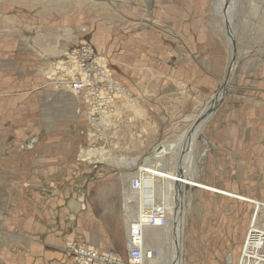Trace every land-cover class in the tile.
<instances>
[{
	"label": "rangeland",
	"instance_id": "1",
	"mask_svg": "<svg viewBox=\"0 0 264 264\" xmlns=\"http://www.w3.org/2000/svg\"><path fill=\"white\" fill-rule=\"evenodd\" d=\"M5 2L0 0V4L5 5ZM52 2L57 1L28 4L30 7L27 8L32 12L15 14L14 25L17 28H13L14 31L22 34L23 28L18 27L26 23L29 28H24V35L34 34L33 27L43 25V8L46 11H67L72 7L81 11L85 7L94 12L98 9L94 5H99L115 13L109 4L92 0H75L62 9H56V5L49 9L43 4ZM122 2L124 7H129L126 1ZM138 2L141 29L134 43L125 40V50L120 41L111 42L112 34H108L107 27L97 23L94 16L63 19V28L54 25L55 18L51 20L53 28L45 27L44 34L51 33V47L65 49L69 46V49L87 43L105 60L107 70L119 89L112 113H108L113 114V126L106 131L98 128L102 126L103 114L98 122L94 121V126H90L87 113L86 127L79 125L76 100L81 98L67 89L58 88L61 96H55V91L49 86L41 88L43 80L54 86L46 73L56 59L54 57L62 51L59 52L57 47V56L47 58L36 50L35 44L40 48L43 46L35 42L32 45L34 52L49 59L37 70L43 77L38 83L28 82L29 76L24 75L0 76V157L21 154L24 149L30 151L34 149V143L53 136L79 140L75 159L82 165L81 170L86 172L74 177L67 175L51 184L52 188H61L63 192V207L67 209L64 219L67 240L79 237L77 223L79 230L95 226L101 232H110L105 240L107 243L111 238L118 242L124 235L126 239L123 191L127 187V179L131 181L139 166L147 171L157 161L161 163L163 184H169V179L175 176L173 170L179 176L186 173L182 183L185 179L190 200L186 204L183 264H237L251 224L260 232L264 230V0H233L230 25L225 24L224 17L215 12L216 0H177L176 3L160 0L159 4L153 3L152 9L151 0ZM185 6L192 11L184 9ZM2 17L0 14L1 29L5 27ZM44 21L50 20L46 18ZM55 27L60 30L56 32ZM0 38H3L0 40L3 46L9 44L6 35H0ZM41 39L43 42V35ZM15 41H18V36ZM173 43L190 45L193 52L188 47L176 49V57L187 63L199 64L198 59L212 56L210 60L216 75L214 88L210 87L198 96L192 92L186 94L184 86H180L182 93H158V101L153 100L155 105L144 107L147 111L144 114L137 107L131 91L128 94L124 91L126 85L129 90L136 86L135 82L126 79L124 65L135 66L138 60L141 74L147 72L149 77L158 75L161 71L152 66L166 58ZM108 50L112 55H107ZM180 62L183 64L184 61ZM220 92L223 98L213 107L207 120L209 103L217 102ZM178 102L185 103L176 106ZM140 103L148 104L145 100H140ZM148 110L157 111L151 113ZM198 119H206L204 127L209 128V135H216V126L222 130L225 143L222 162L215 163L211 157H200L205 148L207 130L197 137L195 147L189 141L191 130H204L199 124L193 128ZM46 120L49 121L43 123ZM228 142L230 146H227ZM29 144H33V148H28ZM155 144L163 149L155 153L159 155L155 163L147 162L150 157L147 153L154 149ZM101 154L107 155L106 160H96V155ZM182 154H185L183 161L178 163ZM123 158L121 164V160L114 162ZM179 166L180 170H176ZM165 198L160 200L166 202ZM88 212H91V220L78 221L82 214ZM118 230L119 235L116 234ZM161 244L147 246L149 251L152 250L151 260L157 264H163L161 251L166 249L165 244ZM119 253L127 264L125 242ZM163 253L166 255L164 260H172L167 250Z\"/></svg>",
	"mask_w": 264,
	"mask_h": 264
},
{
	"label": "crops",
	"instance_id": "2",
	"mask_svg": "<svg viewBox=\"0 0 264 264\" xmlns=\"http://www.w3.org/2000/svg\"><path fill=\"white\" fill-rule=\"evenodd\" d=\"M4 1L7 3L5 2V5L0 4V14L4 16L2 19L5 24L2 23V25L5 27H2V29L0 28V35H6V41L9 44L3 46V42H0V76H29L28 82L33 84L38 83L40 79L43 78L42 75L37 73V70L40 69L42 65L45 66V64L49 62V59L35 53L32 45L38 42L43 46V49L49 50L53 48L51 47L52 44H49L51 33L48 32L44 34L45 27L48 29L53 28L51 27L53 25L51 22L52 19H57L54 21L55 26L57 24L60 28H63L65 24L63 19H83L94 16L93 19L97 20V23L105 25L107 27V33L112 34L110 35L112 39L111 42L120 41L123 44V49L125 40L134 43L136 34L141 29L142 21L140 18L142 16L139 15L140 8L137 5H140V2H138V0H124L129 7H124L122 5V0H109L102 3L109 4L111 10L115 13L108 12L107 7L99 5H97L99 9L94 12H89L85 7H82L85 10L81 8V11L70 7L67 11L54 10L55 12L52 11L53 9L51 11H46L43 8V15L45 16L43 18V25L38 24L33 27L35 30L34 34L24 35L26 31L24 28L29 27L26 26L28 24L20 22L22 25L18 28L23 29H21L22 34H19L14 31V29L17 28L14 25L16 18L15 14H21V11L32 12V10L27 7H30L28 4H32L34 0ZM47 1H57L47 4L43 3L49 9L54 5H56V9H62L63 7H59L58 3L65 0H46L39 2L42 3ZM174 1L176 3L177 0H173V2ZM184 1L187 2L188 0ZM158 2H160V0H151L150 9H152L153 3L156 5L159 4ZM184 9H187L189 12L192 11L186 6ZM117 12L119 13L118 15ZM8 13L9 15H6ZM20 18L26 21L23 17ZM46 18L50 21H44ZM59 19L61 20L58 21ZM119 22L120 24H117ZM74 25L76 24L74 23ZM6 28H8V31H5ZM55 30L57 32L60 29L55 27ZM42 35L43 42H41ZM46 35L48 38H46ZM69 35L71 36V34ZM17 36L18 41H15ZM2 39L3 38H0V40ZM68 47L65 49H60V47H58L59 52H63L59 57L62 56L65 51L72 49H68ZM177 47H182L183 49H187L186 47H188L189 50L192 51L190 45H176L173 43L171 45V52L168 53L166 58L161 61L158 60L157 65L152 66L157 71L158 69L161 71L157 73L158 75L152 74V76L149 77L147 72L144 73L147 76L141 74L140 72L142 69L137 67L138 60L135 66L131 64L124 65L126 79H130L136 84L135 88H132L133 90H129L128 85L124 86V91L126 94L131 91L130 94L135 98L134 100L137 107L141 108L144 114L147 112L144 107L150 104H156L159 98L158 93L165 91L182 93L180 86H184L186 87V94L192 92L198 96L202 91L206 92L210 87L212 89L214 88L216 75L212 66L213 63L210 60L212 56L209 55L207 57L203 55L205 59H198L199 64L193 61L187 63V61L181 58V60L184 61L182 64L180 58L176 57ZM195 51L196 50H194V52ZM102 52L105 53L104 51H101V53ZM108 52L107 55H112L110 54L112 53L110 50H108ZM44 69L43 67V70ZM46 82L47 81L43 80L42 89L49 86L50 89L55 91L53 93L55 96H61L57 88L55 89L54 86ZM140 100H145L148 104H141ZM76 101L78 102L76 103V120L79 125L83 124L82 126L86 127V110L84 102L83 100ZM184 103L185 102H183V104ZM183 104L178 102L175 105L182 106ZM148 111L153 113L157 110ZM55 117L58 118V115ZM48 121L49 120L43 121V123ZM216 129V135H209L207 133L209 128L207 129L204 127L203 131L207 130L205 133V144L203 145L205 148L200 152V157L202 159L211 157L215 163H218L223 160L225 143L222 130H220L218 126H216ZM218 130L220 131L218 132ZM209 136L212 137L210 138ZM34 144V149L30 151L24 149L21 154L17 153L15 156L0 157V264H74L73 257L64 252L66 242L70 238L67 240L68 237L64 229L66 224L64 219L67 216V209L63 207L65 200L63 192L61 188H52L51 184H53L55 180L67 177V175L74 177L80 176L86 172L81 170L82 165L75 159V152L79 147V140H70L65 137L53 136L44 138ZM155 145H153L152 148ZM157 145L150 153H147V156L148 154L150 155V161L147 160V162L155 163L157 157H159V155H155V153L158 152ZM230 145V142H228L227 146ZM238 145L237 142V146ZM29 146L33 148V144H29L28 148ZM22 147H24V145ZM85 154L86 152L84 155ZM231 155H233V152H231ZM184 156L185 154L181 155L178 163L183 161ZM2 164L4 165L2 166ZM180 168L181 166H179L178 170H180ZM82 219L83 221L88 219L91 220V212L82 214L78 221ZM77 233H79V237L84 245L94 247L102 253L114 250L119 255L120 248H122L125 242V235L118 242L113 238H111L108 243L105 242L110 232H101L95 226L83 227L79 230L77 223ZM116 234H120L119 230Z\"/></svg>",
	"mask_w": 264,
	"mask_h": 264
},
{
	"label": "built area",
	"instance_id": "3",
	"mask_svg": "<svg viewBox=\"0 0 264 264\" xmlns=\"http://www.w3.org/2000/svg\"><path fill=\"white\" fill-rule=\"evenodd\" d=\"M56 62L49 67L53 73L52 79L49 76L50 81L57 88L67 89L84 101L86 113L89 114L88 124L94 126V121L98 122L101 114L112 111L119 91L107 70L105 60L90 44L81 43L68 50ZM141 186V176L137 175L132 179L130 187L138 192ZM168 223V210L162 203L146 206L137 217L125 222L127 264H143L146 231L166 228ZM64 252L73 257L74 264H126L116 251L102 253L94 247L84 245L77 236L66 242ZM239 264H264V233L258 231L253 224L243 244Z\"/></svg>",
	"mask_w": 264,
	"mask_h": 264
},
{
	"label": "bare ground",
	"instance_id": "4",
	"mask_svg": "<svg viewBox=\"0 0 264 264\" xmlns=\"http://www.w3.org/2000/svg\"><path fill=\"white\" fill-rule=\"evenodd\" d=\"M73 1L75 0H65L59 3V7H68ZM84 3H86V1ZM232 3H233V0H216V3H215V12L218 15L223 16L225 20V24H228V25H230L232 22V17H231L232 12L231 11H233L232 8H234V5ZM94 6L99 9L98 6L96 5ZM232 39H233V35H232ZM233 42H232V45H233ZM35 46H36V50H39L41 53H43V55H46L47 58L56 56L57 47H53L52 49L46 50V49L37 47L36 44ZM66 52L67 51H65V53ZM60 57L58 56V58H56L52 62L54 63L56 61H59ZM229 71L231 72L232 70L230 69ZM46 76H50L52 79L53 73L50 71V69H48V73H46ZM54 87L57 88V86L55 85ZM222 98H223V94L220 92L217 97V102L210 101L208 112L206 114L207 120L209 116L212 114V110H214L213 107H215L219 103V101L222 100ZM112 115H109L108 113H104L103 120L100 122L102 126L100 125V127L98 128L102 127L106 131L107 128L112 127L115 122V120L113 119L114 117ZM205 120L200 121V119H198V121H196L193 124V128L199 125H201V128H204L206 124ZM202 131L203 130L193 129L190 131L191 132L190 137L186 135L189 137L188 139L193 145V147H195L196 140H198L197 137H199ZM184 141H185V137H184ZM106 157L107 155L105 154L96 155V160L104 161L106 160ZM124 159L125 158L115 159L114 162H119L121 160L120 161V164H121L124 161ZM160 164L161 163L157 161L155 166H152V168L147 171H146V168H143L140 166L138 167L136 174L131 176V181L135 175L141 176L142 186H141V190L138 192H135L131 189L130 187L131 181L130 179H127V187L123 191V203H124L125 210H126L125 221H128L129 219H132L134 217H137L140 211L150 204H153L154 206H156L162 203L168 210L169 223L166 228L151 229V230L146 231L145 249H144L145 260L143 264H145V261H146V264H157L156 263L157 261L155 262L154 260H151L152 250L149 251V248L147 246L148 245L157 246V245H160L161 243L165 244V248H166V249H162L161 251L163 254L161 258V260L163 261V264H183L182 260H183V240H184V230H185L186 204H187V201L190 200L189 198L190 190H189V187L187 188L185 179H184V183H182V178H185L187 175H184L186 173H182L180 176L176 175L177 171L173 170V173L175 176L172 179H169L168 181L169 184H163V180L161 177V175L164 174L162 170L163 165L162 164L160 165ZM180 191H182L181 194H180ZM165 197H168V199ZM161 198H165L166 202L164 200L161 201L160 200ZM126 217H127V220H126ZM261 232L264 233V230ZM164 250H167L168 254L170 253L172 260H167V261L164 260L166 258V255H165L166 252L163 253ZM239 261H240V257L238 259L237 264H239Z\"/></svg>",
	"mask_w": 264,
	"mask_h": 264
},
{
	"label": "water",
	"instance_id": "5",
	"mask_svg": "<svg viewBox=\"0 0 264 264\" xmlns=\"http://www.w3.org/2000/svg\"><path fill=\"white\" fill-rule=\"evenodd\" d=\"M34 1H46V0H34ZM93 1H96V2H107V1H109V0H93ZM236 48V47H235ZM163 148L161 147H158V149H157V151H161ZM164 152V151H163ZM164 155H166V153L164 154ZM148 206H150V205H148Z\"/></svg>",
	"mask_w": 264,
	"mask_h": 264
}]
</instances>
